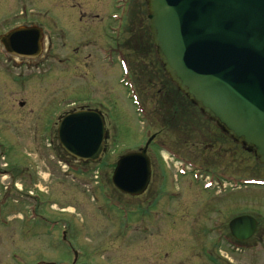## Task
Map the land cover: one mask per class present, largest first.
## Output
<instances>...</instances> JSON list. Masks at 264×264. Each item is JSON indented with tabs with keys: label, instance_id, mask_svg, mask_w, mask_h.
I'll use <instances>...</instances> for the list:
<instances>
[{
	"label": "rangeland",
	"instance_id": "rangeland-1",
	"mask_svg": "<svg viewBox=\"0 0 264 264\" xmlns=\"http://www.w3.org/2000/svg\"><path fill=\"white\" fill-rule=\"evenodd\" d=\"M51 1L0 2V35L22 23L45 33L33 60L0 47V264L65 263L70 252L58 244L62 233L77 264H264V187L238 180H257L264 168L220 136L211 149L190 146L201 141L193 131L207 126H183L182 116L196 111L182 102L155 54L143 0H135L121 36L109 20L121 14L110 0ZM76 3L81 9H71ZM24 8L27 15L19 16ZM124 83L137 87L138 104ZM81 109L104 119L97 162L74 161L59 146L58 122ZM153 133L175 156L150 148L145 193L118 191L112 175L119 158ZM181 160L200 168L193 173ZM242 214L259 221L253 235L240 249L214 247L227 235L216 224Z\"/></svg>",
	"mask_w": 264,
	"mask_h": 264
},
{
	"label": "water",
	"instance_id": "water-1",
	"mask_svg": "<svg viewBox=\"0 0 264 264\" xmlns=\"http://www.w3.org/2000/svg\"><path fill=\"white\" fill-rule=\"evenodd\" d=\"M148 12L172 82L264 164V0H148ZM41 39L38 29L19 28L0 43L10 55L35 59ZM56 133L61 150L75 161L97 162L104 152V121L96 110L64 116ZM151 140L139 153L119 158L112 175L118 191L135 197L145 192ZM229 228L243 241L256 222L240 217Z\"/></svg>",
	"mask_w": 264,
	"mask_h": 264
},
{
	"label": "flooded vegetation",
	"instance_id": "flooded-vegetation-1",
	"mask_svg": "<svg viewBox=\"0 0 264 264\" xmlns=\"http://www.w3.org/2000/svg\"><path fill=\"white\" fill-rule=\"evenodd\" d=\"M82 1L87 2V0H82ZM0 2H2V0H0ZM95 2H97V1H95ZM134 2H135V0H110L109 1V4H110V6L113 9L119 10L120 13L123 12L122 14L124 15V18H123V15H122V17L118 18V22L120 24L123 23V21H124V24H127V20H128L130 14H131V10L133 8ZM52 4H54V3H52V1H51V5ZM55 4H57V2H55ZM142 4H143L145 12H146L147 9H148V0H143ZM73 8L79 10V9H81V4L76 3V4H74L72 6L71 9H73ZM27 13H28V11L26 12V8H24V10L21 9L19 16H23L24 15V17H25V14L27 15ZM79 18H81L80 15H79ZM111 18H113V16H111ZM109 20H110V18H109ZM21 26L22 27H31V25L28 24V23H22ZM35 28H37V27H35ZM42 34H43V36L45 35V33H43V32H42ZM155 54H156V52H155ZM156 56H157V54H156ZM157 58H158V56H157ZM158 60H159V58H158ZM193 110H195L196 113L188 115L187 119H189V120H188L187 123H183V126H185V127L192 126L193 128H198L199 124L204 123L207 126V130H202V127L200 126L199 130L193 131L195 136H198L201 139V141L197 142L196 139H195L194 141H192V144L190 145L191 147L195 148V145H197L198 147L202 146V148H204V150L211 149L212 147H214V144H216V143H213L211 141L213 139H216L218 136H220L223 139V141L229 142V143L238 144L242 148L243 151H245L247 153H251L255 157L254 153L247 146H245L242 143L234 140V138L223 128V126H221L218 123V121H216L215 119L211 118L209 115H207L203 111L201 112L197 107H195ZM196 132H198V133H196ZM154 135H155V137H154V140H153V142L151 144H153L154 141L158 137L157 133H155ZM187 142H191V140H188ZM165 143H166L165 141L161 140L155 146L156 147L155 149L157 150L158 154H161L162 151H164L167 154H169L172 157H174L175 156V152L177 150L174 149L171 146L165 145ZM165 149H167L168 151H166ZM255 159H256V157H255ZM256 161H257L258 165L261 166V168H264V165L260 164L257 159H256ZM184 162H186V161H184ZM195 167L199 169L198 166H195ZM151 170H152V166H151ZM256 176H258V178H257L258 180L264 181V176L263 175H261V176L256 175ZM229 179H233V178L229 177ZM228 181H230V180H228ZM251 187L259 189V188H263L264 184L263 183L262 184H256L255 183V184H250V186H246V188H251ZM152 203H153V201H152ZM243 216H248V215L242 214V215H239L238 217H243ZM238 217L232 218L226 224L225 223H220V222H218V224H216L217 226H215V227L217 229H223L224 231H226L227 235L226 236L216 237L217 241L215 240L216 243L213 244L214 247H216V246L219 247L222 243H227V245L234 244V245H237V246H241L243 243H245V242L235 241L231 237V234H230L229 223L233 219L238 218ZM255 221L257 222V226H258L259 221H257L256 219H255ZM207 231H208L207 229H203L204 234H207ZM242 233H239V235H242ZM65 250L67 252L69 251V252H71L73 254L72 248L69 246V244H67V247L65 248ZM16 260L20 264L21 259H14L15 263H16ZM77 261H78L77 259L76 260L75 259H70L69 260V258H68V259H66L65 263H60V264H77ZM45 264H48V262H45Z\"/></svg>",
	"mask_w": 264,
	"mask_h": 264
},
{
	"label": "trees",
	"instance_id": "trees-1",
	"mask_svg": "<svg viewBox=\"0 0 264 264\" xmlns=\"http://www.w3.org/2000/svg\"><path fill=\"white\" fill-rule=\"evenodd\" d=\"M147 34H149V33H147ZM179 94V93H178ZM179 96H182L181 94H179ZM183 97V96H182ZM169 99H170V97H169ZM186 104H188L190 107H192V105L189 103V102H187Z\"/></svg>",
	"mask_w": 264,
	"mask_h": 264
}]
</instances>
